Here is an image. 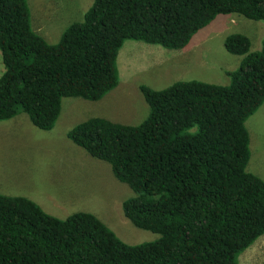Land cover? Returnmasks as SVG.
Returning <instances> with one entry per match:
<instances>
[{
    "label": "trees",
    "instance_id": "1",
    "mask_svg": "<svg viewBox=\"0 0 264 264\" xmlns=\"http://www.w3.org/2000/svg\"><path fill=\"white\" fill-rule=\"evenodd\" d=\"M230 14L264 21V0H94L50 44L32 27L29 0H0V122L24 112L51 131L63 99L98 102L118 87L127 40L183 50ZM224 45L243 56L228 85H141L150 107L142 124L96 117L67 133L136 193L123 213L158 240L129 245L92 213L63 220L26 197L0 195V264H239L264 235V180L246 170V122L264 104V41L251 52L248 36L231 34Z\"/></svg>",
    "mask_w": 264,
    "mask_h": 264
},
{
    "label": "rangeland",
    "instance_id": "2",
    "mask_svg": "<svg viewBox=\"0 0 264 264\" xmlns=\"http://www.w3.org/2000/svg\"><path fill=\"white\" fill-rule=\"evenodd\" d=\"M93 2L29 0L32 27L48 43L56 44L72 24L84 20ZM231 34L248 36L251 52L259 51L264 21L237 14L218 16L183 50L127 40L118 56L119 85L102 100L63 99L61 115L51 131L36 128L24 112L0 122V195L26 197L63 220L79 212L92 213L129 245L158 240L159 234L137 228L123 213V202L136 193L115 177L109 163L90 156L67 133L96 117L123 125L142 124L150 107L141 85L154 90L193 80L228 85L227 71L237 69L243 59L225 48ZM4 71L0 51V77ZM246 127L251 150L246 170L264 180V104ZM239 264H264V235L240 255Z\"/></svg>",
    "mask_w": 264,
    "mask_h": 264
}]
</instances>
